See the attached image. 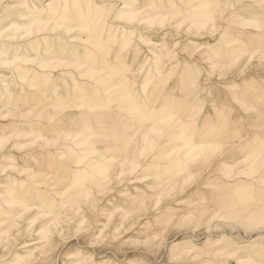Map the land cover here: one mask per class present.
I'll return each mask as SVG.
<instances>
[{
  "label": "rangeland",
  "instance_id": "1",
  "mask_svg": "<svg viewBox=\"0 0 264 264\" xmlns=\"http://www.w3.org/2000/svg\"><path fill=\"white\" fill-rule=\"evenodd\" d=\"M5 1L0 264H264V0Z\"/></svg>",
  "mask_w": 264,
  "mask_h": 264
},
{
  "label": "bare ground",
  "instance_id": "2",
  "mask_svg": "<svg viewBox=\"0 0 264 264\" xmlns=\"http://www.w3.org/2000/svg\"><path fill=\"white\" fill-rule=\"evenodd\" d=\"M19 1H21V0H6L4 3L6 4V5H4V7L2 8V10L4 11L5 9H8V8H10V7H8V6H11V5H13V3H18ZM188 1V0H187ZM193 1V0H192ZM201 1V0H200ZM206 1V0H205ZM183 2H185V1H183ZM189 2H190V0H189ZM148 3V2H147ZM187 3V2H186ZM186 3H183V4H185V6H186ZM191 3V2H190ZM209 3V1L207 2V4ZM179 4H181V3H179ZM183 4H181V5H183ZM190 7V6H189ZM191 7H192V5H191ZM190 7V8H191ZM1 10V11H2ZM160 12V11H159ZM158 13V12H157ZM160 13H158V15H159ZM180 14V13H179ZM175 16V15H174ZM173 16V17H174ZM213 17H214V15H213ZM195 18V17H194ZM215 18V17H214ZM190 20L192 21V19L190 18ZM149 133V132H148ZM153 133V132H152ZM146 134V133H145ZM146 136V135H145ZM187 140V139H186ZM187 143H189L188 141H187ZM82 161H84L83 159H82ZM180 164V163H179ZM181 165V164H180ZM98 168V167H97ZM14 178H15V176H14ZM12 180V179H11ZM14 181V180H13ZM16 181V180H15ZM8 183V185H9V182H7ZM18 197V196H17ZM20 197V196H19ZM21 198V197H20ZM20 198H18V200L20 199ZM22 198H23V196H22ZM17 199V198H16ZM23 200H25L24 198H23ZM20 201V200H19ZM261 217H263V216H261ZM61 227V226H60ZM59 227V228H60ZM221 233V232H220ZM260 233V232H259ZM231 234V233H230ZM150 254V253H149ZM137 255V254H136ZM151 255V254H150ZM57 263H58V261H57Z\"/></svg>",
  "mask_w": 264,
  "mask_h": 264
}]
</instances>
